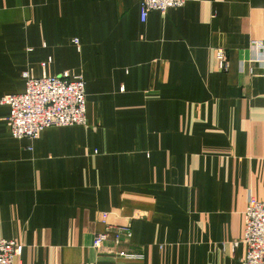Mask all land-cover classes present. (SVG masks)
<instances>
[{
    "label": "crops",
    "instance_id": "1",
    "mask_svg": "<svg viewBox=\"0 0 264 264\" xmlns=\"http://www.w3.org/2000/svg\"><path fill=\"white\" fill-rule=\"evenodd\" d=\"M141 3L0 0V99L25 91L27 71L86 82V126L17 140L0 106V239L23 246L22 264L246 259L248 198L264 200V72L240 63L264 41V0H186L146 22ZM127 225L116 249L144 261L93 248Z\"/></svg>",
    "mask_w": 264,
    "mask_h": 264
},
{
    "label": "built area",
    "instance_id": "2",
    "mask_svg": "<svg viewBox=\"0 0 264 264\" xmlns=\"http://www.w3.org/2000/svg\"><path fill=\"white\" fill-rule=\"evenodd\" d=\"M186 0H142L141 20L146 22L153 11L166 14L171 9L182 8ZM72 43L80 48L79 39ZM251 57L241 61L240 70L246 66L253 72L256 64L264 72V41L253 40L250 46ZM219 70L227 72L229 61L227 53L220 48L216 52ZM51 58L43 62L45 70ZM25 91L21 94L9 95L0 99V106L10 109L7 118L10 132L14 139L35 140L40 133L51 127H70L87 125L86 82L82 73L71 74L65 71L58 76L43 75L40 78L33 76L30 71L25 72ZM244 243L247 246V255L243 264H264V200L249 196L245 211ZM131 226H117L112 233L97 234L93 241V248L98 252L112 253L119 260L142 262L143 253H131L117 250L123 237L131 238ZM105 243H112L113 247H105ZM239 242L223 243L224 252L234 253ZM23 246L14 241L0 239V264H22L20 258ZM19 259V261H16Z\"/></svg>",
    "mask_w": 264,
    "mask_h": 264
}]
</instances>
